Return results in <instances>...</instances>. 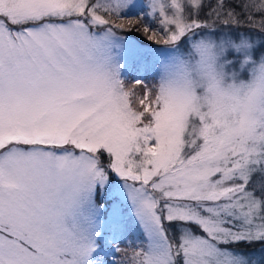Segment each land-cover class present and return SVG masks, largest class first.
<instances>
[{"label": "snow or ice", "instance_id": "snow-or-ice-1", "mask_svg": "<svg viewBox=\"0 0 264 264\" xmlns=\"http://www.w3.org/2000/svg\"><path fill=\"white\" fill-rule=\"evenodd\" d=\"M203 7L0 0V264H264V0Z\"/></svg>", "mask_w": 264, "mask_h": 264}, {"label": "rangeland", "instance_id": "rangeland-1", "mask_svg": "<svg viewBox=\"0 0 264 264\" xmlns=\"http://www.w3.org/2000/svg\"><path fill=\"white\" fill-rule=\"evenodd\" d=\"M214 0H203V3H204V7L200 10V14H199V18L200 19H209V17H208V13H209V11H210V9L208 8V5L209 4H211L212 2H213ZM216 3H217V1H216ZM231 3L229 2V4L227 5L228 7H231V5H230ZM213 7H215V5H213ZM233 7V6H232ZM209 9V10H208ZM137 26H139V25H137ZM243 30H245V31H247V29H240V31H242V32H244ZM253 35H256L255 33H253ZM132 38L133 39H136V40H139V41H144L145 40V38H144V35H143V33L141 32V33H133V36H132ZM163 38V32H161V31H159V29H158V39H162ZM147 43H150V44H152L153 42H147ZM153 46L154 47H158V48H161V49H163V48H166V47H168V46H166V45H163V44H159V45H155V44H153ZM131 76H129L128 77V83L129 84H131V79L132 78H130ZM141 79H147V78H149L150 80L149 81H145L146 83H148L149 84V86L151 87L153 84H155L156 82H157V79H158V77L155 75L154 77H153V75H146V77L145 78H143V77H140ZM152 79V80H151ZM129 225H131V231H130V233L133 235V237H134V239L136 238V236L138 235V230L135 228V226H133L132 224H131V221L129 220ZM134 227V228H133ZM121 248H126V245H125V243L122 241L121 242ZM125 255V253H121V254H118V258H120V257H122V256H124Z\"/></svg>", "mask_w": 264, "mask_h": 264}, {"label": "trees", "instance_id": "trees-1", "mask_svg": "<svg viewBox=\"0 0 264 264\" xmlns=\"http://www.w3.org/2000/svg\"><path fill=\"white\" fill-rule=\"evenodd\" d=\"M216 1L217 0H214L211 4H209L208 5V8L210 9V8H212L213 7V5H215L216 6ZM225 2H226V4L228 5L229 4V2L231 3L230 5H231V7L233 6V7H235L237 4H239V3H241V0H225ZM208 9V10H209ZM237 11H239V9H237ZM257 19H258V17H257ZM243 31H245V30H243ZM137 74L135 73V72H132L129 76H131L130 78H132L133 79V77L134 76H136ZM146 75H153V77L155 76V74H152V73H146V74H143V75H141L140 77H143V78H145L146 77ZM131 79V80H132ZM145 81L147 80V81H149L150 79L149 78H147V79H144ZM152 80V79H151ZM146 81V82H147ZM134 228V227H133ZM130 231H131V225H129V222H128V228H127V238L128 239H130V240H134V237H133V235L130 233ZM126 245V244H125ZM257 248L259 247V246H256ZM126 248H127V245H126ZM125 255H131V249H129L128 250V252L127 253H125Z\"/></svg>", "mask_w": 264, "mask_h": 264}]
</instances>
